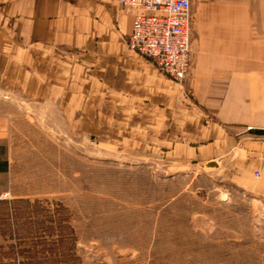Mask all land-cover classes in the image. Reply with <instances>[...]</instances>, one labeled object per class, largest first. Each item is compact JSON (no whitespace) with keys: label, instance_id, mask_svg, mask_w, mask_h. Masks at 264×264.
Masks as SVG:
<instances>
[{"label":"crops","instance_id":"crops-1","mask_svg":"<svg viewBox=\"0 0 264 264\" xmlns=\"http://www.w3.org/2000/svg\"><path fill=\"white\" fill-rule=\"evenodd\" d=\"M206 1L192 14L188 73L196 87L228 80L225 91H176L127 46L134 12L118 0H0V178L13 167V113L45 110L54 121L59 105L66 126L107 142L140 129L130 143L140 135L144 150L222 161L226 177L264 206V0ZM241 1L253 19L241 18Z\"/></svg>","mask_w":264,"mask_h":264},{"label":"rangeland","instance_id":"rangeland-1","mask_svg":"<svg viewBox=\"0 0 264 264\" xmlns=\"http://www.w3.org/2000/svg\"><path fill=\"white\" fill-rule=\"evenodd\" d=\"M206 2L192 0V14ZM247 3L246 21L255 13ZM190 72L176 91H225L228 80L196 87ZM57 106L54 121L45 110L13 113L0 264H264V206L226 177L222 161L144 150L140 135L130 143L140 129L107 142L66 126Z\"/></svg>","mask_w":264,"mask_h":264},{"label":"built area","instance_id":"built-area-1","mask_svg":"<svg viewBox=\"0 0 264 264\" xmlns=\"http://www.w3.org/2000/svg\"><path fill=\"white\" fill-rule=\"evenodd\" d=\"M134 12L127 46L150 59L174 81L190 68L192 12L190 0H118ZM253 175L258 177L259 172Z\"/></svg>","mask_w":264,"mask_h":264}]
</instances>
